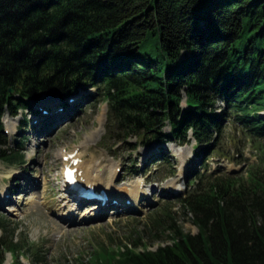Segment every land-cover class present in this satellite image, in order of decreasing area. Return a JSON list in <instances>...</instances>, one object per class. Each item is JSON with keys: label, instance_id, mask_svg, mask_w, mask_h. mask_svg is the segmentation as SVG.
Listing matches in <instances>:
<instances>
[{"label": "trees", "instance_id": "1", "mask_svg": "<svg viewBox=\"0 0 264 264\" xmlns=\"http://www.w3.org/2000/svg\"><path fill=\"white\" fill-rule=\"evenodd\" d=\"M90 86L126 138L191 131L203 159L234 115L254 143L264 138V0H0V145L7 111ZM202 177L181 198L197 234L171 225V244L127 247L104 264H264V156L246 177ZM1 230L4 264L20 245L0 216Z\"/></svg>", "mask_w": 264, "mask_h": 264}, {"label": "rangeland", "instance_id": "2", "mask_svg": "<svg viewBox=\"0 0 264 264\" xmlns=\"http://www.w3.org/2000/svg\"><path fill=\"white\" fill-rule=\"evenodd\" d=\"M78 93L85 96L76 101ZM57 96L60 100L57 107L67 115L49 134L31 133L38 129L37 115L50 111L40 101L35 104L37 99L28 101L29 109L9 110L2 118L0 192L9 188L13 201L0 208V216L13 228L10 239L20 245L14 253L6 251L4 264H104L127 247L155 250L171 244V225L195 235L199 230L193 215L181 204L184 194L194 187L193 179L198 181V176H203L205 180L209 175L246 177L250 167L264 156V138L253 143L234 115L226 117L220 133L213 132L211 150L202 159L198 153L205 146L199 147L191 131L186 141L154 142L150 141V133L126 138L115 129L116 124L108 115V103L96 87H79L68 97ZM71 100L76 101L73 107L68 105ZM225 106L223 101L216 102V113H222ZM261 114L264 116V111ZM169 131L170 126L162 129L165 133ZM78 152L82 157L68 162ZM13 154L22 155L20 161L11 163L6 159ZM162 154L167 161L157 160ZM79 159H93L101 171L96 179L104 183L97 186V191L107 190L117 168L115 185L123 187L140 182L147 199L133 207L110 209L104 215L91 214L87 209L77 211L73 223L63 222L65 210L61 213L59 210L66 206H61L63 192L59 194V187L65 181L68 167L64 163L74 166ZM18 173L39 178L37 186L25 192L20 190L23 181L17 177ZM45 174L51 183L48 184ZM125 191L126 198L128 191ZM109 200L117 201L112 197ZM125 203L130 205V199ZM165 211L172 218L164 215ZM4 233L1 230L0 237Z\"/></svg>", "mask_w": 264, "mask_h": 264}, {"label": "bare ground", "instance_id": "3", "mask_svg": "<svg viewBox=\"0 0 264 264\" xmlns=\"http://www.w3.org/2000/svg\"><path fill=\"white\" fill-rule=\"evenodd\" d=\"M79 92V91H78ZM77 93V92H76ZM78 95V96H77ZM76 95V101H79L82 99V97H84V93H78ZM46 97H49L50 99H44ZM35 104L38 103L40 101V103L43 106L48 107V109L50 110L49 113H42L40 115H37L36 117V125L38 127V129H36V131H34V133L31 131L32 134H34L35 136L38 134V136L41 135H45V134H49L48 132L53 129L55 126L59 125L63 119H65L66 117V113L64 111H61L59 109V107H57V105L59 104L60 100L59 97L55 94L54 95H43L40 98H38L37 100H35ZM74 100V102H76ZM74 102L71 101V103L69 102L68 105L69 107H73ZM49 118V120L45 122L46 118ZM50 122V126L47 125V123ZM39 131V132H37ZM72 153L76 152L75 151H71ZM66 156H69L68 153L65 154ZM64 155V156H65ZM82 155L78 152L77 155L75 157H73V160H69L70 161H76L78 158H81ZM64 163L65 166H71V163ZM93 162V163H91ZM90 165V166H89ZM94 165V166H93ZM74 169V176L75 178L83 185H88V184H93L96 186H101L100 184L104 183V180H98L96 179V176L98 175L97 173H101V171L99 170V168L95 165L93 159H79L78 162L74 163V166H72ZM97 168V172H95V169ZM117 168L115 169V171L112 172V176L111 178V184L106 186L109 198L112 197L113 199H116V203L110 202V200L108 199L105 204H102L103 202H101V200L98 199H86V198H80L78 193L73 190L70 185L67 182H63V184L61 185V188L59 187V194H61V192H63V196H61V206L65 208L59 210V212L61 213L62 211L65 210V215L63 214V216L61 217L63 219V222L65 223H73L74 220H76V217L73 216L75 215V212L77 211H85L87 209V211H89L91 214H96V215H104L107 213V211H109L110 209H114V210H119L121 207H128V206H135L138 202H141V200H146V193L145 191L142 192L141 189H144V186H142L140 184V182H137L133 185H126L123 187H118L116 186V179L118 178L117 175ZM102 174V173H101ZM18 178L21 179L22 185L20 187V190L23 189L25 191H28L30 189H33L34 187L37 186L38 182H39V178H31L30 176L23 174V173H18L17 174ZM48 175L45 174L44 178L48 179V184L51 183L49 181V178L47 177ZM114 182V183H113ZM45 185H47V182L45 183ZM135 187V188H133ZM124 189H126V191H128L127 193V200L130 199L131 203L130 205H127L125 202L127 201L125 196L123 195V191ZM173 190V189H172ZM125 191V192H126ZM178 191V190H177ZM176 191V192H177ZM173 193H175V189L172 191ZM137 197V198H136ZM126 200V201H125ZM13 198H12V192L11 190L9 191V188L3 189L0 192V208H2L3 206H5L6 204L12 203ZM69 212H73V214L69 215L70 217H66V214H68ZM60 214H58L59 216ZM60 217V216H59Z\"/></svg>", "mask_w": 264, "mask_h": 264}, {"label": "water", "instance_id": "4", "mask_svg": "<svg viewBox=\"0 0 264 264\" xmlns=\"http://www.w3.org/2000/svg\"><path fill=\"white\" fill-rule=\"evenodd\" d=\"M10 91H11V92H13V90H12V89H11Z\"/></svg>", "mask_w": 264, "mask_h": 264}]
</instances>
